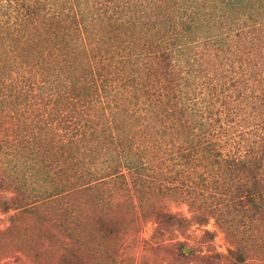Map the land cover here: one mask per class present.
<instances>
[{
  "label": "trees",
  "instance_id": "obj_1",
  "mask_svg": "<svg viewBox=\"0 0 264 264\" xmlns=\"http://www.w3.org/2000/svg\"><path fill=\"white\" fill-rule=\"evenodd\" d=\"M56 127L60 177H79L65 194L119 178L154 236L212 220L252 259L238 235L264 226V0H0V153L10 134L54 148ZM157 177H188L187 215L155 200ZM24 207L0 201L7 230ZM123 223L92 221L107 237Z\"/></svg>",
  "mask_w": 264,
  "mask_h": 264
},
{
  "label": "rangeland",
  "instance_id": "obj_2",
  "mask_svg": "<svg viewBox=\"0 0 264 264\" xmlns=\"http://www.w3.org/2000/svg\"><path fill=\"white\" fill-rule=\"evenodd\" d=\"M94 2L99 5L101 0ZM221 72L227 77L231 70L224 65ZM53 131H57L51 142L54 148L37 146V139L31 140L30 134L20 142L10 134L9 143L3 145L7 152L0 153V201L18 199L29 212H19L7 230L8 219L15 212L0 209V264H53L68 250L77 252L87 264H264V226L250 240H245L250 234L247 237L239 233L253 258L236 263L229 254L233 246L212 220L205 226L192 225L183 230L160 229L162 237L154 236V223L142 220L119 178L99 183L90 192L65 194V187H75L79 177H60L62 142L57 127ZM42 133L38 131L37 137ZM157 178V186L163 191L155 200L173 212L187 215V208L177 205L176 200L180 190H187L189 182L183 180L188 177ZM192 179L201 189V181ZM109 214L125 215L126 223L116 235L107 237L92 221Z\"/></svg>",
  "mask_w": 264,
  "mask_h": 264
}]
</instances>
